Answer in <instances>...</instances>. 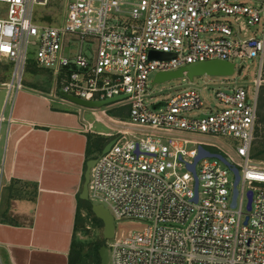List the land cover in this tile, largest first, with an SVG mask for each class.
<instances>
[{
    "label": "built area",
    "instance_id": "2783aa9c",
    "mask_svg": "<svg viewBox=\"0 0 264 264\" xmlns=\"http://www.w3.org/2000/svg\"><path fill=\"white\" fill-rule=\"evenodd\" d=\"M49 1L0 0V64L12 69L3 87L24 89L32 62L53 78L49 98L69 103L60 93L86 101L126 96L87 109L128 110L129 121L120 122L126 128L96 159L87 184L88 202L113 218L108 264H264V163L252 157L264 85V0H68L59 27L35 15ZM72 42L80 43L77 53L68 52ZM85 42L90 59L82 53ZM149 51L174 57L150 61ZM212 60L235 67V61L257 60L254 91L243 86L245 78L241 85L221 81L228 86L214 95L221 108L206 113L193 81L171 99L147 104L151 74ZM198 147L237 168L234 208L233 174L216 158L196 163L193 201L195 180L187 166ZM122 222L142 228L118 233L115 225Z\"/></svg>",
    "mask_w": 264,
    "mask_h": 264
},
{
    "label": "crops",
    "instance_id": "0c3cea01",
    "mask_svg": "<svg viewBox=\"0 0 264 264\" xmlns=\"http://www.w3.org/2000/svg\"><path fill=\"white\" fill-rule=\"evenodd\" d=\"M7 83H0V264L76 262L90 247L79 234L86 165L101 155L88 157L87 148L110 137L94 130L106 128L105 113L33 87L8 92Z\"/></svg>",
    "mask_w": 264,
    "mask_h": 264
},
{
    "label": "rangeland",
    "instance_id": "374dc122",
    "mask_svg": "<svg viewBox=\"0 0 264 264\" xmlns=\"http://www.w3.org/2000/svg\"><path fill=\"white\" fill-rule=\"evenodd\" d=\"M67 1L68 0H50L47 7H37L35 15H39L38 21L42 24H50L56 27L62 26L65 16V5ZM246 2L248 4H251V2ZM223 21L232 22L233 20L230 17H226ZM256 29L260 31L262 29V23L258 27H256ZM71 45L72 47L69 48L68 52L72 50L73 53H77L80 47V43L72 42ZM91 48V44L88 42H85L82 46V53L88 59L91 58ZM68 55L71 56V53H68ZM33 57L34 54L31 53L29 55V58L32 59ZM235 65V74L231 77H202L194 79V86L198 89L204 101L203 112L207 113L208 111H213L215 109L221 108L214 96L218 90H225L228 87L227 85H221V81L230 82L233 85H241L244 78L247 77L248 80L244 83L243 86L248 89L249 94L254 91L252 82L257 77L258 61H235ZM153 78L154 74H151L147 86L148 92H150L151 94L150 98L147 101L148 105L158 103L159 101H167L172 97L176 96L178 93H180V91L188 88L190 85V81L185 78L175 79L162 84L153 85ZM11 80L12 69L10 68V66L0 64V83L10 82ZM23 85L24 87H33L34 89H40L41 91H48L50 93V91L54 87V81L49 72L36 68V66H34L30 62L23 75ZM114 111H116V113L120 111L124 113L126 112L124 109H115ZM257 113L258 119L256 128V138L252 146V153L256 154L257 152H262V156L259 159H253L256 162L264 163V85H262L259 89V103ZM192 116H194V114H192ZM109 117H112L109 115V113H105V115L103 116V119L106 122V128L98 126L94 129L95 132L99 130L107 131V133L110 135V137L107 138V140H109L107 141V144L112 140L116 139L118 131L124 130L126 128V126H124L120 122L126 123L129 121L127 112L126 117L124 116L125 118H117L116 120L111 121L110 119H108ZM96 124H100V121L96 122ZM222 141L227 146H229L228 144L232 143L230 139H222ZM95 155L98 156L100 154L96 153ZM88 221H91L92 223L89 224ZM87 225H89L90 227L89 230L86 228ZM141 228L142 225L135 222H122L119 225H115V229L118 233H128L134 230H139ZM79 234L81 237L80 244L84 247L88 245H93L96 242H101L102 245L106 244V242L103 240V227L94 224L91 216L87 215L84 228H82Z\"/></svg>",
    "mask_w": 264,
    "mask_h": 264
},
{
    "label": "water",
    "instance_id": "95a60500",
    "mask_svg": "<svg viewBox=\"0 0 264 264\" xmlns=\"http://www.w3.org/2000/svg\"><path fill=\"white\" fill-rule=\"evenodd\" d=\"M174 55L157 52V51H149L148 52V59L150 61H168L172 59ZM239 73V72H238ZM235 74V66L233 63L219 61V60H212V61H205L199 62L191 65L184 66L176 71L171 72H164L158 73L154 76L152 84H162L171 80L175 79H187L190 82H193L195 78H202V77H231ZM240 74V73H239ZM247 80V78H245ZM60 96L64 98L66 101L71 103L74 106H77L82 109H102L108 105L114 104L126 96H118L111 99L106 100H99V101H86L80 98L60 93ZM115 143V139L109 142L102 150L101 155L106 154L112 145ZM204 157L216 158L220 160L227 168L230 169L231 173L233 174V189H232V199H231V207L234 208L236 205V198H237V184L239 182V173L237 168L232 166L223 156L220 154H213L202 147H198V155L194 159L193 164L188 165L187 169L193 174L195 180V197L193 199L194 202L197 201V177L195 173V165L196 163ZM96 159L90 160L86 165V170L84 174V182L82 186V191L79 195V198L83 201H88L87 195V184L89 178V171L92 166L95 164ZM251 192H248L247 198V210H250L251 206ZM91 212L93 216L100 220L103 226V240L106 242L110 240L114 235V222L113 218L109 214V212L100 205H91ZM98 255L100 258V264H108V249L106 244H103L100 249L98 250Z\"/></svg>",
    "mask_w": 264,
    "mask_h": 264
},
{
    "label": "trees",
    "instance_id": "16d2710c",
    "mask_svg": "<svg viewBox=\"0 0 264 264\" xmlns=\"http://www.w3.org/2000/svg\"><path fill=\"white\" fill-rule=\"evenodd\" d=\"M32 63V62H31ZM33 64V63H32ZM34 71V70H33ZM47 92V91H45ZM127 112L128 116V110L127 108H123ZM115 109H110L106 113H109L112 117H119V118H125L126 112L124 113V116L121 115V113L114 111ZM258 117V113H257ZM107 139H103L101 137H94V140L91 142V145L89 144V147L87 148V156L91 157L93 153L100 154L107 144ZM253 158L259 159L262 156V152H257L256 154L252 153ZM79 204L83 206V209L86 211L88 216L92 217V220L94 224L102 226V223L100 220L96 219L92 212H91V204L88 201H81L79 200ZM102 246L101 242H96L93 245H90L89 249H87L85 252H82L81 250L77 251L78 259L77 261H72V259L69 261V264H100V259L98 256V249Z\"/></svg>",
    "mask_w": 264,
    "mask_h": 264
}]
</instances>
